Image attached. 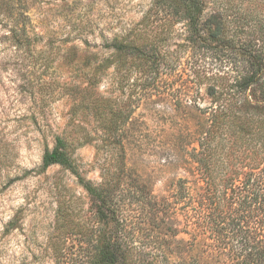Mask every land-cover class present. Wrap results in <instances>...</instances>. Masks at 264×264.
I'll return each instance as SVG.
<instances>
[{
  "label": "rangeland",
  "instance_id": "rangeland-1",
  "mask_svg": "<svg viewBox=\"0 0 264 264\" xmlns=\"http://www.w3.org/2000/svg\"><path fill=\"white\" fill-rule=\"evenodd\" d=\"M203 1L205 28L220 23L219 37L207 29L192 36L187 20L153 0H22L30 44L12 41L0 3V264H88V240L99 234L90 195L70 169L42 166L58 135L85 178L110 177L132 194L144 187L152 202L173 178L192 176L202 116L237 104L228 84L264 54V0ZM128 33L148 43V57L158 45V71L141 57L118 70L122 57L110 44ZM103 59L113 63L102 68ZM263 89L264 78L255 91ZM123 105L133 110L128 121L106 133L109 112ZM131 209L133 233L152 236L158 228L138 225L139 203ZM170 225L163 224L166 245L185 257L188 236Z\"/></svg>",
  "mask_w": 264,
  "mask_h": 264
},
{
  "label": "trees",
  "instance_id": "trees-1",
  "mask_svg": "<svg viewBox=\"0 0 264 264\" xmlns=\"http://www.w3.org/2000/svg\"><path fill=\"white\" fill-rule=\"evenodd\" d=\"M21 1L0 0V3L11 25L12 41L30 44L27 10ZM153 6L180 14L187 20L192 36L202 37L206 29L211 37L222 33L220 23L215 29L205 28L203 0H153ZM135 37L131 33L122 34L110 44L117 48V56L122 57L117 60L118 70L131 68L133 61L141 57L148 61V68L158 71L161 59L158 45L151 44L153 53L148 57L144 48L148 43L139 44ZM251 59L254 70L234 77L228 84L235 87L232 94L238 97L237 104L213 105L209 117L202 113L198 125L203 137L190 156L195 168L192 176L173 178L168 194L160 202H152L144 187L132 194L131 187L111 184L110 177H104L99 184L85 178L67 141L60 135L52 148L45 149L43 168L59 164L70 169L90 195L99 220V234L96 237L92 234L88 240L93 246L88 264H212L213 261V264H264V89L259 95L255 91L264 78V54L252 55ZM111 63L113 60L103 59L98 66L108 68ZM184 90L189 97L191 87ZM211 91H216V86H211ZM132 111L125 105L112 108L104 131L116 134ZM120 174L117 180L124 175ZM119 188L121 192L127 190L121 200L117 198ZM134 202L139 203L138 212L145 217L138 225L158 228L152 236L133 233L130 211ZM167 223L176 228V234L184 232L188 236L185 257L176 255L166 245L168 233L163 224Z\"/></svg>",
  "mask_w": 264,
  "mask_h": 264
}]
</instances>
